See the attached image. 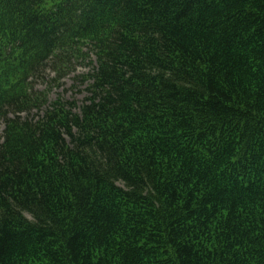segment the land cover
Returning <instances> with one entry per match:
<instances>
[{
	"label": "trees",
	"instance_id": "1",
	"mask_svg": "<svg viewBox=\"0 0 264 264\" xmlns=\"http://www.w3.org/2000/svg\"><path fill=\"white\" fill-rule=\"evenodd\" d=\"M0 122V264H264V0H0Z\"/></svg>",
	"mask_w": 264,
	"mask_h": 264
},
{
	"label": "rangeland",
	"instance_id": "2",
	"mask_svg": "<svg viewBox=\"0 0 264 264\" xmlns=\"http://www.w3.org/2000/svg\"><path fill=\"white\" fill-rule=\"evenodd\" d=\"M79 65V63H76L74 72L59 82L54 81V74L46 70L35 79L32 78L34 90L47 91L50 101L61 98L63 100H75L77 104H80L87 95L85 90L86 83L80 78V75L87 73L88 69ZM34 112L35 110H33ZM25 115V113L22 114V116ZM3 129L4 126L0 122V144L2 142Z\"/></svg>",
	"mask_w": 264,
	"mask_h": 264
}]
</instances>
